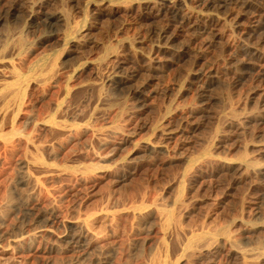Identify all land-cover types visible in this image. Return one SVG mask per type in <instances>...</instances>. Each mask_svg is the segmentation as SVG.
Instances as JSON below:
<instances>
[{
    "label": "rangeland",
    "instance_id": "374dc122",
    "mask_svg": "<svg viewBox=\"0 0 264 264\" xmlns=\"http://www.w3.org/2000/svg\"><path fill=\"white\" fill-rule=\"evenodd\" d=\"M40 2L64 14L52 28ZM0 54V264H179L169 215L264 236V0H0ZM71 224L84 240L69 250Z\"/></svg>",
    "mask_w": 264,
    "mask_h": 264
},
{
    "label": "bare ground",
    "instance_id": "6f19581e",
    "mask_svg": "<svg viewBox=\"0 0 264 264\" xmlns=\"http://www.w3.org/2000/svg\"><path fill=\"white\" fill-rule=\"evenodd\" d=\"M202 6L213 7L216 9L228 7L231 4L246 3V0H201ZM179 7L171 9L172 18L183 25H189L191 22V16L183 13V2H180ZM36 10L33 17L43 16V22L45 26L52 28L54 22H58L64 17V14L46 13L44 12V2L36 4ZM42 14V15H41ZM41 15V16H40ZM203 32L210 33L211 25L204 24L201 28ZM161 39L167 42L169 37L165 35V31L159 34ZM20 43H24V38L21 36ZM244 52L247 55H258L257 51L246 45ZM0 58L4 59V56ZM193 79L197 82L201 80V73L195 74ZM142 92L139 98H142ZM176 129L171 125L166 126L163 129V142L166 144L172 142L176 135ZM165 144V145H166ZM43 149L52 150L51 145H44ZM157 147L153 145L144 146V150L151 153L157 151ZM28 162L22 161V168L19 175V181L31 189H37L39 186V179L32 175L26 168ZM264 174V172H263ZM30 205L36 206L38 204V198L36 193H31L28 197ZM42 216H46V212L42 213ZM57 217H52L48 221L56 222ZM3 216L0 215V223L3 221ZM46 220V221H47ZM4 222V221H3ZM2 222V223H3ZM171 233H174L177 239V247L171 242H166V252L171 253L173 251L175 260L179 261V264H264V236L257 237L252 242L249 235L236 233L229 224H222L218 227H206L200 225L197 227H190L188 230L182 229L178 224L174 223L171 215L167 218V224ZM264 229V227H262ZM84 240V234L79 228L73 224L68 225L64 232V238L57 242L61 246H65L71 250L74 246H79ZM35 237L27 236L15 240V246L21 250L31 251L35 247ZM59 244H57L59 246ZM117 259L112 253L108 254V257L102 262V264H116ZM72 264H84V260L76 259Z\"/></svg>",
    "mask_w": 264,
    "mask_h": 264
}]
</instances>
